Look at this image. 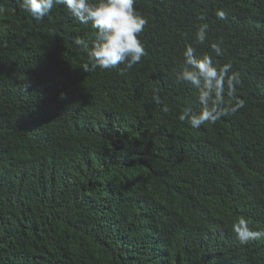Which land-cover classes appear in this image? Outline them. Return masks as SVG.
Segmentation results:
<instances>
[{
    "label": "trees",
    "instance_id": "trees-1",
    "mask_svg": "<svg viewBox=\"0 0 264 264\" xmlns=\"http://www.w3.org/2000/svg\"><path fill=\"white\" fill-rule=\"evenodd\" d=\"M0 7V264H264L231 231L264 230V0H136L146 55L88 72L91 25ZM189 44L232 65L225 102L245 105L196 129L178 119L201 108L176 78Z\"/></svg>",
    "mask_w": 264,
    "mask_h": 264
},
{
    "label": "clouds",
    "instance_id": "clouds-1",
    "mask_svg": "<svg viewBox=\"0 0 264 264\" xmlns=\"http://www.w3.org/2000/svg\"><path fill=\"white\" fill-rule=\"evenodd\" d=\"M135 3L136 0H19L20 7L38 22L48 17L54 7L63 6L81 25H91L95 29L92 41L75 40V44L87 52L89 64L83 65L86 72L117 69L121 64L130 68L140 63L146 55L139 37L148 21L136 10ZM0 11H3L2 7ZM217 17L223 20L226 14L220 10ZM208 27L207 23H202L197 29L196 40L201 44L206 41ZM221 43L210 44L216 55L223 53ZM182 55L184 62L176 78L196 90L201 108L198 112L185 108L178 115L179 121L196 129L206 123L215 124L221 117L245 106L243 100H236L234 104L225 102V89L229 95H233L240 83V75L232 71L230 63L217 66L211 56L197 55L196 49L190 44L185 46ZM153 100L157 104L163 103L159 95H154ZM162 111L169 112V107L163 105ZM262 229L259 226L250 227L243 215L231 224V231L239 240L235 244L241 248L264 245Z\"/></svg>",
    "mask_w": 264,
    "mask_h": 264
}]
</instances>
